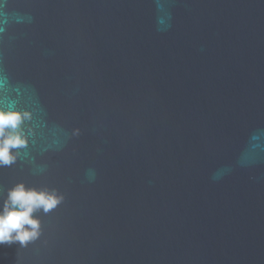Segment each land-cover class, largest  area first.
<instances>
[{"label": "water", "instance_id": "95a60500", "mask_svg": "<svg viewBox=\"0 0 264 264\" xmlns=\"http://www.w3.org/2000/svg\"><path fill=\"white\" fill-rule=\"evenodd\" d=\"M0 108L65 198L0 264H264V0H0Z\"/></svg>", "mask_w": 264, "mask_h": 264}, {"label": "clouds", "instance_id": "9594fccd", "mask_svg": "<svg viewBox=\"0 0 264 264\" xmlns=\"http://www.w3.org/2000/svg\"><path fill=\"white\" fill-rule=\"evenodd\" d=\"M31 113L0 108V167L15 164L20 149L27 148L31 129L25 131V121ZM64 196L55 189H37L18 183L9 188L0 205V246L19 244L27 247L42 233V222L37 213L47 215L55 210Z\"/></svg>", "mask_w": 264, "mask_h": 264}]
</instances>
